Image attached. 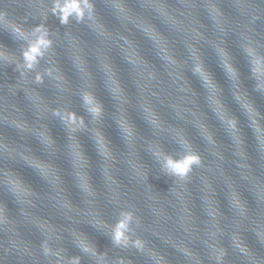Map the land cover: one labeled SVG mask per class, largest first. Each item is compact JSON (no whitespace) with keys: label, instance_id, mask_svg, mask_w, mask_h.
Listing matches in <instances>:
<instances>
[{"label":"water","instance_id":"water-1","mask_svg":"<svg viewBox=\"0 0 264 264\" xmlns=\"http://www.w3.org/2000/svg\"><path fill=\"white\" fill-rule=\"evenodd\" d=\"M57 2L0 0V264H264V0Z\"/></svg>","mask_w":264,"mask_h":264},{"label":"clouds","instance_id":"clouds-1","mask_svg":"<svg viewBox=\"0 0 264 264\" xmlns=\"http://www.w3.org/2000/svg\"><path fill=\"white\" fill-rule=\"evenodd\" d=\"M91 9H92V4L90 0H65L64 4L59 3L58 0L53 11L59 10L62 13L60 17L61 22L67 23L70 15H75L77 17L83 18L85 14V10H87L88 14L91 15ZM41 28L42 26L38 27L36 31L40 32ZM17 31H20V29L17 28ZM50 45H51V40L47 38L46 33H42L39 39L35 43L30 44L24 53L27 67L32 68L37 63L38 57L39 55L42 54V51L47 47H49ZM36 79L40 80V76L38 75ZM85 100L88 104H91L93 102L96 103L93 96L90 99L89 96L86 95ZM96 105H97V109H93L90 107V111L98 110V108H100V106L97 103ZM73 115L76 114L74 113ZM234 124L235 122L233 121V126ZM170 163L172 164V170L175 175L179 177H185L190 171L191 166L193 164L200 163V156L196 153L189 152L182 161L178 163L170 161ZM130 220H131V213H126L124 214L123 219L115 227L114 240L117 244L127 243L128 236L126 235V231L128 229V224ZM82 243L84 250L86 251L90 250L89 244L85 243L84 241H82ZM136 245L138 247H143L142 242L139 240L136 241ZM48 250L49 249H47L46 247V251ZM70 264H79V258L78 257L72 258Z\"/></svg>","mask_w":264,"mask_h":264}]
</instances>
